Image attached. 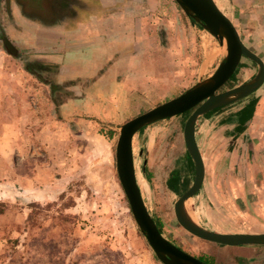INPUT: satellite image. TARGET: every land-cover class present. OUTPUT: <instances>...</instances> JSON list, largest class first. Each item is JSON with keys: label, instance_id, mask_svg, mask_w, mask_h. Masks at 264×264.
Here are the masks:
<instances>
[{"label": "rangeland", "instance_id": "374dc122", "mask_svg": "<svg viewBox=\"0 0 264 264\" xmlns=\"http://www.w3.org/2000/svg\"><path fill=\"white\" fill-rule=\"evenodd\" d=\"M50 1L27 9L0 0V264H163L117 176L120 125L211 75L224 47L174 0H59L52 24L38 11ZM215 1L245 21L260 11L253 0ZM256 43L247 44L264 56ZM241 61L219 91L255 75L257 64ZM246 105L241 119L255 118L242 132L224 118ZM190 112L134 134L144 204L161 234L189 254L264 264V245L204 241L176 221L174 201L194 177L183 140ZM198 129L204 178L186 202L190 215L218 232H264V85L200 116Z\"/></svg>", "mask_w": 264, "mask_h": 264}, {"label": "water", "instance_id": "95a60500", "mask_svg": "<svg viewBox=\"0 0 264 264\" xmlns=\"http://www.w3.org/2000/svg\"><path fill=\"white\" fill-rule=\"evenodd\" d=\"M174 1L188 17L212 34L222 46L224 44V53L211 75L120 125L115 145V167L131 214L156 257L163 264H206L165 238L148 212L136 180L133 136L144 126L191 110L183 125V140L193 163L194 177L188 188L174 201L176 221L189 234L204 241L227 246L264 245V232L223 233L210 230L192 220L185 210L186 202L200 189L204 178V162L194 134L196 119L257 90L264 82V61L244 44L232 20L215 0ZM28 2L27 6L36 9L35 0ZM4 43L9 51H15L7 39H4ZM242 57L257 64L255 75L241 84L219 91L233 75Z\"/></svg>", "mask_w": 264, "mask_h": 264}, {"label": "crops", "instance_id": "0c3cea01", "mask_svg": "<svg viewBox=\"0 0 264 264\" xmlns=\"http://www.w3.org/2000/svg\"><path fill=\"white\" fill-rule=\"evenodd\" d=\"M254 2H255V0L252 1V4L259 5L260 11L255 10V9H252V15H253V17L249 18L247 21H245V19L241 16L240 11H239V15H236V13H238V12L236 10H234V9L231 12L226 11L225 13L230 17V19L232 20L233 24L237 28L238 33H239L242 41L244 42V44L249 49H251L253 52H255L264 61V56L262 54H260V52L258 50H254V48H250L251 47L250 45H252V42L253 41H256L257 42L256 44H257V48L258 49L260 48L261 44H262V46H264V0L263 1L257 0L256 3H254ZM252 27L254 29H251ZM70 38H73V37L71 36ZM55 40H57V38ZM246 41H247V43H249V44L251 43V44L250 45L247 44ZM220 52H221L220 54L222 56L223 55V51H220ZM217 54L218 53H216V56H217ZM241 62L242 61L240 60L239 63L241 64ZM240 64H238L236 70L234 71V75L238 71ZM62 71H64L63 68H60L58 70V72H62ZM103 78H104V75H101V76L98 77L99 80L100 79L103 80ZM263 85H264V82H263V84L257 90H255L253 92L258 91L260 88L263 87ZM252 93H250V94H252ZM250 94L248 96L244 97V99L247 98V97H249ZM241 108H239L236 111H239V110H242L243 109V108L242 109ZM245 108L246 109H243L244 111L249 108L248 105H246ZM210 112H212V111H209V112H207V113H205V114H203L201 116H204L206 114H209ZM252 114L253 115H251L250 112H249V114L247 116L246 126H243L244 124L241 125L242 127H244V129L242 130V132H244L245 129H248V125H250V123L254 120V118H255L254 113H252ZM224 119H225V122L228 121V122L234 123V125H237L238 124L236 121L235 122L233 121L231 114L227 115V117H225ZM199 121H200V116L196 119L195 127H194V134H195V139H196V142L198 144V147L200 145L199 144V140H198L199 135H200L199 129H198ZM237 126H240V123ZM242 246H244V245H242Z\"/></svg>", "mask_w": 264, "mask_h": 264}, {"label": "flooded vegetation", "instance_id": "af4514ba", "mask_svg": "<svg viewBox=\"0 0 264 264\" xmlns=\"http://www.w3.org/2000/svg\"><path fill=\"white\" fill-rule=\"evenodd\" d=\"M28 1H30V0H28ZM58 2H61V1H59V0H53V1H50L49 2V4H48V9L45 11V12H43L42 13V11H39V13L42 15V16H44V17H42V19H43V22L44 23H47V22H49L50 24H52V23H56L55 21H57L56 19H57V16H56V13H55V8H56V5H57V3ZM22 3H23V6H24V8H27L26 6V4H25V2H24V0H22ZM23 6H21V8L23 7ZM28 9V8H27ZM20 11H21V9H20ZM26 12H30V11H26ZM21 13H22V16L26 19V20H28L29 18H28V16H26V14L24 13V11H21ZM41 17V16H40ZM67 15L66 16H64V17H62L65 21H67L66 19H67ZM71 18V17H70ZM3 44H4V46H5V43H4V40H3ZM11 46H12V44H11ZM6 47V46H5ZM13 47V46H12ZM14 48V47H13Z\"/></svg>", "mask_w": 264, "mask_h": 264}, {"label": "trees", "instance_id": "16d2710c", "mask_svg": "<svg viewBox=\"0 0 264 264\" xmlns=\"http://www.w3.org/2000/svg\"><path fill=\"white\" fill-rule=\"evenodd\" d=\"M56 86V85H55ZM56 88L57 89H60V88H62V87H60V86H56ZM243 99V98H242ZM242 99H239V100H242ZM239 100H237V101H239ZM236 102V101H235ZM234 103V102H233ZM233 103H230V104H228V105H225V106H222V107H219V108H216V109H214V111L215 110H218V109H221V108H225V107H228V106H230L231 104H233ZM213 111V110H212ZM188 111H186L185 113H187ZM243 112H244V110L242 109V110H239V111H235V112H233V113H231V116H232V119H233V121L235 122H237L238 124L240 123V126H237V125H234V129H239V131H241V130H243L244 129V127H242L241 125L242 124H244L243 126H246V122H247V117H244V119H241V117H243ZM234 124V123H233ZM186 155H188V153H187V151H186ZM190 158V157H189ZM190 161H191V158L189 159ZM156 222H157V224H158V229L160 230V223H159V221L158 220H156V219H154ZM197 258H199L202 262H204V263H206V264H212L207 258H205V257H203V256H199V257H197Z\"/></svg>", "mask_w": 264, "mask_h": 264}, {"label": "bare ground", "instance_id": "6f19581e", "mask_svg": "<svg viewBox=\"0 0 264 264\" xmlns=\"http://www.w3.org/2000/svg\"><path fill=\"white\" fill-rule=\"evenodd\" d=\"M223 46H224V44H223ZM132 151H133V148H132ZM136 180H137V175H136ZM137 183H138V181H137ZM138 185H139V184H138ZM185 210H186V213L188 214V216H189L192 220H194L192 213H191V215H190V213H189V211H188L187 205H185ZM196 219H197V218H196ZM194 221H195V220H194Z\"/></svg>", "mask_w": 264, "mask_h": 264}]
</instances>
